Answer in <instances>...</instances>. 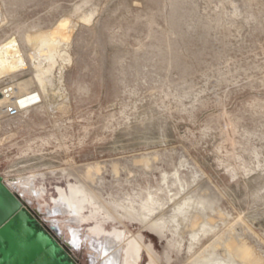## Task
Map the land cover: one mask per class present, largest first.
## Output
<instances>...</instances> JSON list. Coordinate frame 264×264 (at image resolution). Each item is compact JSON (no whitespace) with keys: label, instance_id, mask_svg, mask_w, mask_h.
Returning <instances> with one entry per match:
<instances>
[{"label":"rangeland","instance_id":"obj_1","mask_svg":"<svg viewBox=\"0 0 264 264\" xmlns=\"http://www.w3.org/2000/svg\"><path fill=\"white\" fill-rule=\"evenodd\" d=\"M1 57L41 101L0 97V180L65 259L264 264V0H0Z\"/></svg>","mask_w":264,"mask_h":264},{"label":"bare ground","instance_id":"obj_2","mask_svg":"<svg viewBox=\"0 0 264 264\" xmlns=\"http://www.w3.org/2000/svg\"><path fill=\"white\" fill-rule=\"evenodd\" d=\"M0 65L2 66L8 65L9 68L10 67L14 68V65H9V63H7V59L2 57L0 58ZM5 68L8 67L5 66ZM0 97L4 102L6 100L10 102H16V100H18L21 106H25L28 103L29 99L31 98L29 92L19 94L15 90H10V91L8 90L6 92L2 91L0 92ZM69 193L71 196V202L70 203L66 202L65 206L67 207L70 214L72 215L78 214L81 208H83L87 204H90V202L87 201V199L79 189H72L70 190ZM23 222L24 221L22 219H17L12 224L8 225L2 231H0V239L6 237L9 240V245L6 253L13 254V261L11 260L12 264H23L25 261L29 260L30 257H35L37 254L36 246H39V244L41 243L40 240H36L35 242L32 241L27 242V237L29 235V232L22 230L24 225ZM110 239H112L113 242L110 244L109 248H106L104 244V251H103L104 264L107 263L109 264L110 262H111L110 264H115L117 262L118 255H120V252L117 248L119 247V243L123 239L122 233H118V235L112 234V236L109 235V238H106V242L108 243ZM132 243L134 244V247L132 246ZM113 244L115 246L112 249L111 246ZM126 245L128 246V254L135 256L136 251L137 253H139L140 246L138 245V243L136 244L134 241L131 242V240L129 241L127 240ZM134 248L135 250L136 249L137 250L135 251ZM126 252L127 251H125V253ZM49 256L50 255L49 253H47V251H43L42 253L36 256V262L34 264H53ZM11 261H9V263H11Z\"/></svg>","mask_w":264,"mask_h":264},{"label":"water","instance_id":"obj_3","mask_svg":"<svg viewBox=\"0 0 264 264\" xmlns=\"http://www.w3.org/2000/svg\"><path fill=\"white\" fill-rule=\"evenodd\" d=\"M17 219H22L24 221L22 230L29 232L27 242H35L36 240L41 241L39 246H36V256L43 251H47L53 264H73L65 259L60 248L47 233L37 230V228L30 223V219L22 209V202L20 201L19 196L10 191L8 186L0 180V231ZM8 245V238L4 237L3 239H0V264H12L13 254L6 253ZM36 256L30 257L29 260L25 261L23 264H34L36 262ZM9 261H11V263H9Z\"/></svg>","mask_w":264,"mask_h":264},{"label":"built area","instance_id":"obj_4","mask_svg":"<svg viewBox=\"0 0 264 264\" xmlns=\"http://www.w3.org/2000/svg\"><path fill=\"white\" fill-rule=\"evenodd\" d=\"M30 97L31 98L29 99L28 103L25 106H21L18 100H16V102H11L9 105L5 107L4 110L5 115L8 118H16L20 116L21 111L24 108L34 106L41 101L40 96L37 92L30 93Z\"/></svg>","mask_w":264,"mask_h":264},{"label":"flooded vegetation","instance_id":"obj_5","mask_svg":"<svg viewBox=\"0 0 264 264\" xmlns=\"http://www.w3.org/2000/svg\"><path fill=\"white\" fill-rule=\"evenodd\" d=\"M100 239H101V237H100ZM113 242V240L112 239H110V241L107 243L106 242V239H104V240H100V242H99V245H98V247H99V252L101 251L103 254H104V244H105V246H106V248H109V246H110V244ZM67 244V243H66ZM68 245V244H67ZM114 244L111 246L112 247V249L114 248ZM119 246H125L126 247V250L125 251H127L126 253H125V251H123V253L122 254H125V257H124V259H123V261L122 262H120L119 261V259H120V257H121V254L120 255H118V258H117V262L115 263V264H134L135 262H137V258H139V253H140V251H139V253H137V249L135 250V248H134V250L136 251V254H135V256H133V255H130V254H128V246L126 245V241H125V239L123 238L122 239V241L119 243ZM133 247H134V245H133ZM118 249V248H117ZM102 253H100V254H102ZM111 263V262H110ZM109 263V264H110ZM102 264H104V262L102 263ZM108 264V263H107Z\"/></svg>","mask_w":264,"mask_h":264}]
</instances>
